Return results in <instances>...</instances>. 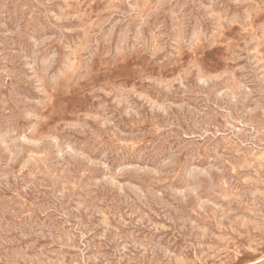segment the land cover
Wrapping results in <instances>:
<instances>
[{
  "label": "rangeland",
  "instance_id": "rangeland-1",
  "mask_svg": "<svg viewBox=\"0 0 264 264\" xmlns=\"http://www.w3.org/2000/svg\"><path fill=\"white\" fill-rule=\"evenodd\" d=\"M261 106L264 0H0V264H264Z\"/></svg>",
  "mask_w": 264,
  "mask_h": 264
},
{
  "label": "bare ground",
  "instance_id": "bare-ground-1",
  "mask_svg": "<svg viewBox=\"0 0 264 264\" xmlns=\"http://www.w3.org/2000/svg\"><path fill=\"white\" fill-rule=\"evenodd\" d=\"M261 25H262V24H261ZM184 44H185V43H184ZM173 82H175V81H173ZM171 85H172V84H171ZM230 92H231V91H230ZM234 92H235V91H234ZM231 93H232V92H231ZM235 94H236V93H235ZM231 96H233V95H231ZM2 98H3V97H2ZM240 99H241V98H240ZM239 103H240V102H239ZM234 105H235V104H234ZM240 105H242V104H240ZM262 105H263V104H262ZM169 106H170V105H169ZM237 106H238V105H237ZM242 106H243V105H242ZM163 107H164V106H162V108H163ZM240 107H241V106H240ZM155 108H156V107H155ZM159 108H160V107H159ZM238 108H239V106H238ZM261 108H262V106H261ZM163 109H164V108H163ZM236 109H237V108H236ZM258 109H259V108H258ZM153 110H154V109H153ZM176 110H178V109H176ZM226 110H229V109H226ZM262 110H264V108H262ZM166 111H167V110H166ZM178 111H179V110H178ZM234 111H235V110H234ZM239 111H240V110H239ZM239 111H238V112H239ZM242 111H243V110H242ZM256 111H257V110H256ZM158 112H159V111H158ZM161 112H162V111H161ZM171 112H172V114H173V111H171ZM179 112H180V111H179ZM236 112H237V111H236ZM248 112H249V111H248ZM263 113H264V112H263ZM263 113H262V114H263ZM136 114H137V113H136ZM151 114H152V112H151ZM165 114H166V113H165ZM25 115H26V113H25ZM123 115H124V114H123ZM140 115H141V114H140ZM153 115H154V114H153ZM173 115H174V114H173ZM181 115H182V114H181ZM233 115H234V114H233ZM236 115H237V114H236ZM238 115H239V114H238ZM135 116H136V115H135ZM161 116H162V114H161ZM165 116H166V115H165ZM168 116H169V115H168ZM182 116H183V115H182ZM229 116H230V115H229ZM140 117H141V116H140ZM145 117H146V116H145ZM156 117H157V116H156ZM224 117H225V116H224ZM230 117H231V116H230ZM232 117H233V116H232ZM249 117H251V116H249ZM136 118H137V117H136ZM153 118H154V117H153ZM153 118H152V119H153ZM161 118H162V117H161ZM164 118H165V117H164ZM174 118H175V117H174ZM176 118H177V117H176ZM176 118H175V120H176ZM240 118H241V117H240ZM157 119H158V118H157ZM230 119H231V118H230ZM235 119H236V118H235ZM249 119H250V118H249ZM143 120H144V119H143ZM168 120H169V119H168ZM183 120H184V119H183ZM183 120H182V121H183ZM243 120H244V119H243ZM153 121H154V120H153ZM162 121H163V120H162ZM249 121H250V120H249ZM145 122H146V121H145ZM167 122H168V121H167ZM172 122H173V121H172ZM198 122H199V120H198ZM238 122H239V121H238ZM244 122H245V121H244ZM246 122H247V121H246ZM240 123H241V122H240ZM251 123H252V121H251ZM4 124H6V123H4ZM104 124H105V123H104ZM159 124H161V123L159 122ZM226 124H227V123H226ZM67 125H68V124H67ZM105 125H106V124H105ZM166 125H167V124H166ZM208 125H209V124H208ZM242 125H243V123H242ZM257 125H258V124H257ZM1 126H3V125H1ZM216 126H217V125H216ZM249 126H251V125H249ZM259 126H260V125H259ZM198 127H200V124H199ZM246 127H247V126H246ZM73 128H74V127H73ZM73 128H72V129H73ZM213 128H214V127H213ZM234 128H235V127H234ZM214 130H215V129H214ZM207 131H208V130H207ZM241 132H242V131H241ZM257 132H258V130H257ZM222 133H223V132H222ZM263 133H264V132H263ZM27 134H28V133H27ZM224 134H225V133H224ZM240 134H241V133H240ZM258 134H259V132H258ZM259 135H260V134H259ZM54 136H55V135H54ZM257 136H258V135H257ZM263 136H264V135H263ZM25 137H26V136H25ZM51 138H52V137H51ZM55 138H56V136H55ZM0 139H1V138H0ZM259 139H260V138H259ZM3 141H4V139H3ZM18 141H20V140H18ZM28 141H29V140H28ZM41 141H42V140H41ZM43 141H44V140H43ZM262 141H263V139H262ZM5 142H6V141H5ZM38 142H39V141H38ZM44 142H45V141H44ZM219 142H220V141H219ZM15 143H16V142H15ZM26 143H27V142H26ZM42 143H43V142H42ZM56 143H57V142H56ZM17 144H19V143H17ZM37 144H38V143H37ZM213 144H214V143H213ZM219 144H220V143H219ZM225 144H226V143H225ZM1 145H2V144H1ZM27 145H28V144H27ZM31 145H32V144H31ZM48 145H49V144H48ZM55 145H56V144H55ZM3 146H4V144H3ZM32 146H33V145H32ZM56 146H57V145H56ZM66 146H68V144H67ZM66 146H65V147H66ZM184 146H185V145H184ZM35 147H36V146H35ZM39 147H40V146H39ZM46 147H47V146H46ZM46 147H44V148H46ZM58 147H59V146H58ZM63 147H64V146H63ZM65 147H64V148H65ZM202 147H203V146H202ZM217 147H218V146H217ZM223 147H224V145H223ZM239 147H240V146H239ZM3 148H4V147H3ZM17 148H18V147H17ZM54 148H55V147H54ZM59 148H60V147H59ZM213 148H214V147H213ZM213 148H212V149H213ZM221 148H222V147H221ZM252 148H253V147H252ZM202 149H203V148H202ZM226 149H227V148H226ZM30 150H31V149H30ZM33 150H34V151L36 150V152H37V149H33ZM39 150H40V149H39ZM208 150H209V149H208ZM10 151H11V150H10ZM21 151H22V150H21ZM40 151H41V150H40ZM40 151H39V152H40ZM56 151H57V150H56ZM61 151H62V150H61ZM65 151H66V150H65ZM206 151H207V150H206ZM215 151H216V150H215ZM221 151H222V150H221ZM221 151H219V152H221ZM4 152H5V151H4ZM14 152H15V150H14ZM69 152H71V151H69ZM72 152H73V151H72ZM72 152H71V153H72ZM225 152H226V151H225ZM53 153H54V152H53ZM53 153H52V154H53ZM62 153H63V152H62ZM214 153H215V152H214ZM11 154H12V153H11ZM57 154H58V153H57ZM59 154H60V152H59ZM65 154H66V153H65ZM219 154H220V153H219ZM225 154H226V153H225ZM237 154H238V153H237ZM259 154H260V153H259ZM9 155H10V154H9ZM20 155H21V154H20ZM46 155H47V154H46ZM69 155H71V154H69ZM72 155H74V153H73ZM72 155H71V156H72ZM261 155H262V154H261ZM7 156H8V154H7ZM12 156H13V155H12ZM17 156H18V155H17ZM54 156H55V155H54ZM61 156H62V155L60 154L59 157H61ZM64 156H65V155H64ZM71 156H70V157H71ZM174 156H175V154H174ZM174 156H173V157H174ZM222 156H223V155H222ZM222 156H221V157H222ZM239 156H240V155H239ZM262 156H263V155H262ZM10 157H11V156H10ZM57 157H58V156H56V159H57ZM77 157H78V156H77ZM77 157L75 156V158H77ZM83 157H84V156H83ZM216 157H218V156H216ZM221 157H220V158H221ZM245 157H246V156H245ZM259 157H260V156H259ZM17 158H18V157H17ZM73 158H74V157H73ZM79 158H80V157H79ZM218 158H219V157H218ZM234 158H235V157H234ZM39 159H40V158H39ZM58 159H59V158H58ZM65 159H66V157H65ZM185 159H186V157H185ZM235 159H236V158H235ZM240 159H241V158H240ZM4 160H5V159H4ZM15 160H16V159H15ZM17 160H19V159H17ZM25 160H27V159H25ZM29 160H30V159H29ZM31 160H32V159H31ZM62 160H63V159H62ZM72 160H74V159H72ZM72 160H70V161H72ZM77 160H78V158H77ZM82 160H83V159H82ZM6 161H7V160H6ZM63 161H64V162H67V161H65V160H63ZM83 161H84V160H83ZM172 161H173V160H172ZM175 161H176V159H175ZM175 161H174V162H175ZM224 161H225V160H224ZM238 161H239V160H238ZM240 161H241V160H240ZM7 162H8V161H7ZM24 162H25V161H24ZM60 162H61V161H60ZM236 162H237V161H235L234 163H236ZM244 162H245V161H244ZM256 162H257V161H256ZM9 163H10V162H9ZM27 163H28V161H27ZM34 163H35V162H34ZM34 163H33V164H34ZM221 163H222V162H221ZM257 163H258V162H257ZM11 164H12V163H11ZM14 164H15V162H14ZM33 164H32V165H33ZM241 164H242V163H241ZM26 165H27V164H26ZM53 165H54V164H53ZM58 165H59V163H58ZM79 165H80V164H79ZM92 165H93V164H92ZM170 165H171V164H170ZM233 165H234V164H233ZM30 166H31V165H30ZM73 166H74V164H73ZM84 166H85V165H84ZM86 166H87V165H86ZM88 166L92 167L91 165H88ZM88 166H87V168H88ZM172 166H173V165H172ZM224 166H225V165H224ZM227 166H228V165H227ZM254 166H255V165H254ZM257 166H258V165H257ZM262 166H263V165H262ZM3 167H4V166H3ZM10 167H11V166H10ZM13 167H14V166H13ZM33 167H34V166H33ZM58 167H59V166H58ZM225 167H226V166H225ZM234 167H235V166H234ZM73 168L75 169V166H74ZM77 168H78V167H77ZM77 168H76V169H77ZM92 168H93V167H92ZM181 168H182V167H181ZM187 168H188V167H187ZM242 168H243V167H242ZM253 168H254V167H253ZM74 169H73V170H74ZM76 169H75V170H76ZM184 169H185V168H184ZM210 169H211V168H210ZM235 169H236V168H235ZM235 169H234V171H235ZM258 169H259V168H258ZM84 170H85V169H84ZM159 170H160V169H159ZM159 170H158V171H159ZM225 170H226V169H225ZM229 170H230V169H229ZM231 170H232V169H231ZM9 171H10V170H9ZM67 171H68V170H67ZM67 171H66V172H67ZM153 171H154V170H153ZM183 171H184V170H183ZM203 171H205V170H203ZM215 171H216V170H215ZM1 172H2V171H1ZM58 172H59V171H58ZM72 172H73V171H72ZM140 172H141V171H140ZM151 172H152V170H151ZM160 172H161V171H160ZM213 172H214V171H213ZM236 172H237V171H236ZM255 172H256V171H255ZM41 173H42V172H41ZM141 173H143V172H141ZM227 173H229V172H227ZM68 174H69V173H68ZM77 174H78V173H77ZM179 174H180V173H179ZM218 174H219V173H218ZM234 174H235V173H234ZM258 174H259V173H258ZM71 175H72V174H71ZM95 175H96V174H95ZM160 175H161V174H160ZM160 175H159V176H160ZM201 175H202V174H201ZM203 175H204V174H203ZM223 175H224V173H223ZM236 175H237V173H236ZM4 176H5V175H4ZM69 176H70V175H69ZM76 176H77V175H76ZM154 176H155V175H154ZM154 176H153V177H154ZM217 176H218V175H217ZM259 176H260V175H259ZM0 177H1V176H0ZM70 177H71V176H70ZM180 177H181V176H180ZM185 177H186V175H185ZM202 177H203V176H202ZM219 177H220V176H219ZM2 178H3V177H2ZM64 178H65V177H64ZM154 178H155V177H154ZM167 178H168V177H167ZM221 178H222V177H221ZM226 178H227V177H226ZM238 178H239V177H238ZM13 179H14V178H13ZM57 179H58V178H57ZM200 179H201V178H200ZM236 179H237V178H236ZM243 179H244V178H243ZM245 179H246V178H245ZM1 180H2V179H1ZM68 180H69V179H68ZM115 180H116V179H115ZM143 180H144V179H143ZM172 180H173V179H172ZM189 180H190V179H189ZM227 180H229V179H227ZM72 181H73V180H72ZM76 181H77V180H76ZM96 181H97V180H96ZM150 181H151V179H150ZM152 181H153V180H152ZM187 181H188V180H187ZM198 181H199V180H198ZM201 181H202V180H201ZM216 181H217V180H216ZM234 181H235V180H234ZM239 181H240V180H239ZM80 182H81V181H80ZM99 182H100V181H99ZM110 182H111V180H110ZM116 182H118V181H116ZM148 182H149V181H148ZM179 182H180V181H179ZM181 182H182V181H181ZM206 182H207V181H206ZM210 182H212V181H210ZM219 182H220V181H219ZM30 183H31V182H30ZM40 183H41V182H40ZM92 183H93V182H92ZM142 183H143V182H142ZM160 183H162V182H160ZM228 183H229V182H228ZM4 184H5V183H4ZM4 184H3V185H4ZM10 184H11V183H10ZM61 184H62V183H61ZM109 184H110V183H109ZM146 184H147V183H146ZM146 184H145V185H146ZM152 184H153V183H152ZM189 184H190V183H189ZM209 184H210V183H209ZM233 184H234V183H233ZM32 185H33V184H32ZM77 185H78V184H77ZM119 185H120V184H119ZM145 185H144V186H145ZM150 185H151V184H150ZM190 185H191V184H190ZM235 185H236V183H235ZM235 185H234V187H235ZM62 186H64V185H62ZM97 186H98V185H97ZM101 186H102V185H101ZM115 186H117V185H115ZM223 186H224V185H223ZM223 186H222V187H223ZM139 187H140V186H139ZM226 187H227V186H226ZM9 188H11V187H9ZM33 188H34V186H33ZM36 188H37V187H36ZM38 188H39V187H38ZM41 188H42V187H41ZM78 188H79V187H78ZM116 188H117V187H116ZM122 188H123V187H122ZM140 188H141V187H140ZM143 188H145V187H143ZM182 188H183V187H182ZM28 189H29V188H28ZM47 189H48V187H47ZM83 189H84V188H83ZM101 189H103V187H101ZM111 189H112V188H111ZM137 189H138V188H137ZM152 189H153V188H152ZM152 189H148V190L150 191V190H152ZM183 189H184V188H183ZM209 189H210V188H209ZM228 189H229V188H228ZM240 189H241V187H240ZM37 190H40V189H37ZM48 190H49V189H48ZM72 190H73V189H72ZM72 190H71V191H72ZM125 190H126V189H125ZM160 190H161V189H160ZM181 190H182V189H181ZM184 190H185V189H184ZM191 190H192V189H191ZM236 190H237V189H236ZM258 190H259V189H258ZM23 191H24V190H23ZM49 191H50V190H49ZM73 191H74V190H73ZM111 191H112V190H111ZM133 191H134V188H133ZM176 191H177V190H176ZM185 191H186V190H185ZM217 191H218V190H217ZM239 191H240V190H239ZM262 191H264V190H262ZM63 192H64V191H63ZM66 192H67V191H66ZM135 192H137V190H136ZM143 192H144V191H143ZM157 192H158V191H157ZM157 192H156V193H157ZM168 192H169V191H168ZM170 192H171V191H170ZM210 192H211V191H210ZM212 192H213V191H212ZM139 193H140V192H139ZM182 193H183V191H182ZM184 193H185V192H184ZM190 193H191V192H190ZM228 193H229V192H228ZM245 193H246V192H245ZM99 194H100V193H99ZM124 194H125V193H124ZM124 194H123V195H124ZM140 194H141V193H140ZM150 194H152V193H150ZM177 194H179V193H177ZM219 194H220V193H219ZM230 194H231V192H230ZM243 194H244V193H243ZM247 194H248V193H247ZM89 195H90V194H89ZM95 195H97V194H95ZM120 195H121V194H120ZM133 195H134V194H133ZM133 195H132V196H133ZM157 195H158V194H157ZM173 195H174V194H173ZM240 195H241V194H240ZM245 195H246V194H245ZM245 195H244V196H245ZM250 195H251V193H250ZM252 195H253V194H252ZM138 196H139V195H138ZM144 196H145V195H144ZM144 196H143V197H144ZM150 196H151V195H150ZM162 196H163V195H162ZM169 196H171V194H170ZM179 196H180V195H179ZM92 197H93V196H92ZM92 197H91V198H92ZM105 197H106V196H105ZM117 197H119V195H117ZM120 197H121V196H120ZM145 197H146V196H145ZM152 197H153V195H152ZM155 197H156V194H155ZM180 197H181V196H180ZM235 197H236V196H235ZM238 197H239V196H238ZM256 197H257V196H256ZM256 197H255V198H256ZM258 197H259V195H258ZM32 198H34V197H32ZM79 198H80V197H79ZM97 198H98V196H97ZM101 198H103V197H101ZM113 198H114V197H113ZM146 198H147V197H146ZM185 198H186V197H185ZM244 198H245V197H244ZM252 198H253V197H252ZM262 198H263V197H262ZM85 199H86V198H85ZM148 199H149V198H148ZM148 199H147V200H148ZM163 199H164V198H163ZM174 199H175V198H174ZM178 199H179V198H178ZM187 199H188V198H187ZM22 200H23V199H22ZM97 200H98V199H97ZM101 200H102V199H101ZM110 200H111V199H110ZM119 200H120V199H118V201H119ZM137 200H138V199H137ZM141 200H142V199H141ZM144 200H146V199H144ZM153 200H154V199H153ZM158 200H159V199H158ZM160 200H161V199H160ZM180 200H181V199H180ZM233 200H234V199H233ZM244 200H245V199H244ZM251 200H252V199H251ZM253 200H254V199H253ZM257 200H258V199H257ZM259 200H260V199H259ZM263 200H264V199H263ZM82 201H83V200H82ZM99 201H100V199H99ZM108 201H109V200H108ZM115 201H116V200H115ZM122 201H123V200H122ZM142 201H143V200H142ZM149 201H150V199H149ZM175 201H176V200H175ZM186 201H187V200H186ZM188 201H189V200H188ZM215 201H216V200H215ZM245 201H247V200H245ZM255 201H256V200H255ZM83 202H84V201H83ZM86 202H87V201H86ZM91 202H93V201H91ZM179 202H180V201H179ZM239 202H240V201H239ZM260 202H261V201H260ZM93 203H94V202H93ZM120 203H122V202H120ZM153 203H154V202H153ZM167 203H168V202H167ZM194 203H195V202H194ZM241 203H242V201H241ZM247 203H249V202H247ZM253 203H254V201H253ZM263 203H264V202H263ZM47 204H48V203H47ZM87 204H89V203L87 202ZM87 204H86V205H87ZM96 204H97V203H96ZM100 204H101V203H100ZM260 204H261V203H260ZM86 205H85V206H86ZM93 205H95V204H93ZM123 205H124V202H123ZM136 205H137V204H136ZM143 205H144V204H143ZM146 205H147V204H146ZM150 205H151V204H150ZM194 205H195V204H194ZM35 206H36V205H35ZM88 206H89V205H88ZM90 206H91V204H90ZM117 206H118V205H117ZM124 206H125V205H124ZM155 206H157V205H155ZM198 206H199V205H198ZM215 206H216V205H215ZM263 206H264V205H263ZM22 207H23V206H22ZM86 207H87V206H86ZM92 207H93V206H92ZM95 207H96V206H95ZM126 207H127V206H126ZM141 207H142V206H141ZM141 207H140V208H141ZM151 207H152V206H151ZM239 207H240V206H239ZM27 208H28V207H27ZM137 208H138V207H137ZM197 208H198V207H197ZM209 208H210V207H209ZM255 208H256V207H255ZM263 208H264V207H263ZM96 209H97V208H96ZM147 209H148V208H147ZM198 209H199V208H198ZM251 209H252V208H251ZM251 209H250V210H251ZM258 209H259V208H258ZM102 210H103V209H102ZM108 210H110V209H108ZM154 210H155V209H154ZM157 210H158V209H157ZM243 210H245V208H244ZM260 210H261V209H260ZM260 210H259V211H260ZM100 211H101V210H100ZM150 211H151V210H150ZM218 211H219V210H218ZM135 212H136V211H135ZM154 212H155V211H154ZM154 212H153V213H154ZM208 212H209V211H208ZM213 212H214V211H213ZM229 212H230V211H229ZM249 212H250V211H249ZM261 212H262V211H261ZM263 212H264V211H263ZM100 213H101V212H100ZM140 213H142V212H140ZM158 213H159V212H158ZM199 213H200V212H199ZM246 213H247V212H246ZM255 213H256V211H255ZM106 214H107V213H106ZM111 214H112V213H111ZM121 214H122V213H121ZM149 214H150V213H149ZM203 214H204V213H203ZM214 214H216V213H214ZM217 214H218V213H217ZM241 214H242V213H241ZM253 214H254V213H253ZM262 214H263V213H262ZM206 215H207V214H206ZM208 215H209V214H208ZM225 215H226V214H225ZM229 215H230V214H229ZM234 215H235V214H234ZM244 215H245V214H244ZM257 215H258V214H257ZM112 216H113V214H112ZM117 216H118V215H117ZM120 216H122V215H120ZM123 216H124V215H123ZM143 216H144V215H143ZM145 216H146V215H145ZM156 216H157V214H156ZM162 216H163V215H162ZM237 216H238V215H237ZM242 216H243V215H242ZM114 217H115V216H114ZM255 217H256V216H255ZM259 217H260V216H259ZM261 217H262V215H261ZM118 218H119V217H118ZM233 218H235V217H233ZM239 218H241V217H239ZM246 218H247V217H246ZM256 218H257V217H256ZM263 218H264V217H263ZM1 219H2V218H1ZM1 219H0V220H1ZM124 219H125V218H124ZM169 219H170V218H169ZM69 220H70V218H69ZM167 220H168V216H167ZM240 220H241V219H240ZM243 220H244V218H243ZM263 220H264V219H263ZM168 221H169V220H168ZM1 222H2V220H1ZM123 222H125V221H123ZM2 223H3V222H2ZM7 223H8V222H7ZM65 223H66V222H65ZM172 223H173V222H172ZM109 224H111V223H109ZM123 224H124V223H123ZM226 224H227V223H226ZM228 224H229V223H228ZM58 225H59V224H58ZM112 225H113V224H112ZM0 226H1V225H0ZM219 226H220V225H219ZM224 226H225V225H224ZM232 226H233V225H232ZM113 227H114V226H113ZM225 227H226V226H225ZM57 228H58V227H57ZM63 228H64V227H63ZM108 228H109V227H108ZM230 228H231V227H230ZM232 228H233V227H232ZM1 229H2V228H1ZM247 229H248V228H247ZM252 229H253V228H252ZM60 230H62V229H60ZM235 230H236V229H235ZM54 232H55V230H54ZM63 232H64V231H63ZM118 232H120L119 229H118ZM64 233H65V232H64ZM108 233H109V232H108ZM108 233H107V234H108ZM235 233H236V232H235ZM55 235H56V234H55ZM62 235H63V234H62ZM72 235H74V234H72ZM52 236H54V235H52ZM65 236H67V235H65ZM103 236H104V235H103ZM106 236H107V235H106ZM185 236H186V235H185ZM62 237H63V236H62ZM189 237H190V236H189ZM242 237H243V236H242ZM67 238H68V237H67ZM73 238H74V237H73ZM70 239H71V238H70ZM246 239H247V238H246ZM52 241H53V240H52ZM71 241H72V240H71ZM263 241H264V240H263ZM187 243H188V242H187ZM189 243H190V242H189ZM195 244H196V243H195ZM123 245H124V244H123ZM236 245H237V244H236ZM125 246H127V245H125ZM125 246H124V247H125ZM242 247H243V246H242ZM242 249L244 250V248H242ZM6 254H8V253H6ZM6 254H5V255H6ZM16 254H17V253H16ZM168 254H170V253H168ZM8 255H9V254H8ZM8 255H7V256H8ZM13 255H15V254H13ZM197 255H198V254H197ZM15 256H16V255H15ZM17 256H18V255H17ZM23 256H24V254H23ZM172 256H173V255H172ZM172 256H171V257H172ZM2 257H4V256H2ZM20 257H21V256H20ZM5 258H6V257H5ZM18 258H19V257H18ZM18 258H17V259H18ZM47 258H48V257H47ZM19 259H20V258H19ZM24 259H25V258H24ZM182 259H184V258H182ZM2 260H3V259H2ZM13 260H14V259H13ZM203 260H204V259H203ZM19 261H20V260H19ZM47 261H48V260H47ZM258 261H259V260H258ZM11 262L13 263L14 261H11ZM17 262H18V260H17ZM17 262H16V263H17ZM42 262H44V261H42ZM42 262H41V263H42ZM50 262H51V261H50ZM221 262H222V261H221ZM0 263H1V262H0ZM16 263H15V264H16ZM20 263H21V261H20ZM152 263H153V262H152ZM227 263H228V262H227ZM6 264H7V263H6ZM13 264H14V263H13ZM42 264H43V263H42ZM45 264H46V263H45ZM52 264H53V263H52ZM143 264H144V262H143ZM153 264H154V263H153ZM165 264H166V263H165Z\"/></svg>",
  "mask_w": 264,
  "mask_h": 264
}]
</instances>
